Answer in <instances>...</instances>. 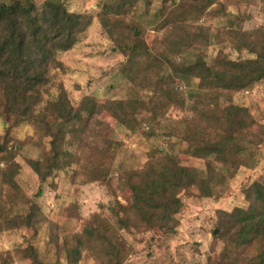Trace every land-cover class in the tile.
I'll return each mask as SVG.
<instances>
[{"label":"trees","instance_id":"16d2710c","mask_svg":"<svg viewBox=\"0 0 264 264\" xmlns=\"http://www.w3.org/2000/svg\"><path fill=\"white\" fill-rule=\"evenodd\" d=\"M184 1L160 0V20L154 28L163 29L164 36L157 51L140 38L135 27H122L111 20L113 16L124 17L139 0H110L95 14L114 50L123 54L122 77L137 95V110L127 115L116 110L123 107L121 101H98L85 95L72 106L60 86L51 91L50 71L63 69L57 55L77 43L79 34L91 24V15L69 11L59 1L46 0L37 7L31 0L0 3V232L31 229L46 222L48 242L56 245L66 264H76L84 251L98 264H122L128 251L121 233H170L173 217L182 207L179 190L213 194L208 191L207 176L201 177L195 167L182 165L177 159L176 146L184 142V133L176 136V143L167 150L160 147L151 151L140 168L119 171V180L128 192L126 203L113 199L108 216L91 214L78 233L61 238L59 243L55 241L56 225L45 221L37 205L28 204L24 215L11 212L19 202L25 204L18 199L21 192L15 178L19 166L13 155L24 144L41 150L40 160L25 161L40 182L55 172L69 171L77 185L103 184L118 143L109 129L102 132L101 117L108 115L128 130L141 114L147 115L148 124H158L163 110L184 105V99L176 95V84L187 88L195 117L197 131L186 142L192 157L211 156L231 174L242 166L235 137L252 125L248 112L231 104L217 111L214 105L221 93L230 96L264 83V19L259 26L243 30L244 17H230L219 0ZM214 4L216 9H208ZM217 18L228 48L237 56L250 57L233 60L218 51L208 62L204 58L176 61L183 51L175 52L173 47L201 52L214 40L210 27L197 26L196 22ZM149 80L151 97L143 100L136 89L146 88ZM23 130L28 131L23 139L16 137ZM239 192L244 207L215 213L213 239L221 248L206 264H264V175L242 184ZM25 255L26 264H45L29 241L25 242Z\"/></svg>","mask_w":264,"mask_h":264},{"label":"rangeland","instance_id":"374dc122","mask_svg":"<svg viewBox=\"0 0 264 264\" xmlns=\"http://www.w3.org/2000/svg\"><path fill=\"white\" fill-rule=\"evenodd\" d=\"M9 0H0L6 3ZM37 7L46 0H31ZM59 1L72 12L91 15L90 26L78 36L77 43L68 51L59 53L57 59L63 66L62 71H50L51 91L60 86L72 106L85 95L98 101H121L122 108L116 109L120 114L134 113L137 110L136 92L130 83L122 77L121 68L125 58L119 50L103 34L95 19L100 6L110 0H47ZM177 3L179 0H174ZM188 0L184 1V4ZM197 1V0H189ZM223 11L230 17L236 14L244 17L242 29L250 30L259 26L264 19V0H219ZM160 0H139L136 7L124 17H111L122 27H135L145 43L154 51L164 36V30H156L155 24L160 20L158 9ZM211 5L208 9H216ZM220 18L196 22L197 26L210 27L215 33L214 40L201 50H186V47H173L175 52L183 51L176 61L204 58L210 61L218 51L228 58L237 60L248 58L245 54L237 56L224 41V33L219 30ZM200 55V56H199ZM152 83L146 88L136 89L139 98L151 97ZM152 85V84H151ZM177 86V96L184 99L181 108L171 107L163 110V117L158 124H148L147 115L141 114L134 118V128L128 130L116 124L108 115H103L102 132L111 131L112 139L118 143L109 175L103 184L91 183L77 185L69 171L55 172L44 182L26 165V159L40 160L41 150L36 146L24 144L23 149L13 155L19 171L15 183L21 195L18 197L25 204L14 205L13 214L24 215L31 202L39 208L46 219L56 225L55 241L68 238L78 233L82 223L91 214L103 212L109 215L108 207L113 199L125 204L128 192L119 171L140 168L149 153L155 148L168 149L176 143V136H185L184 142L176 146L177 159L182 165L195 167L201 177H208L211 196H203V192L194 189L179 190L182 207L173 217L170 233L160 234L153 230L144 233H121L128 251L122 264H206L207 259L217 257L221 243L213 239L218 210L229 211L233 207H244L246 204L239 192L242 184H247L264 175V83L230 96L220 94L214 107L217 111L227 105L243 107L247 110L252 125L249 129L237 134L236 143L241 149L240 158L244 162L233 174L229 173L210 156L205 159L193 158L186 144L197 131L194 115L190 110L191 100L187 88ZM146 89V90H145ZM142 116V117H141ZM132 118V116H131ZM183 129V130H181ZM28 130V129H27ZM27 130L21 131L16 137L23 139ZM181 130V132H180ZM28 132V131H27ZM2 129L0 127V135ZM2 142V141H1ZM73 151V150H72ZM121 169V170H118ZM118 170V171H117ZM5 189V188H4ZM3 189V190H4ZM217 195H215V194ZM27 201V202H24ZM74 208H70V206ZM49 225L39 223L31 229H13L0 232V264H26L25 242L34 247L37 258L45 264H66L62 253H58L54 243L48 242ZM21 254V259L17 253ZM76 264H98L86 251L82 252Z\"/></svg>","mask_w":264,"mask_h":264}]
</instances>
